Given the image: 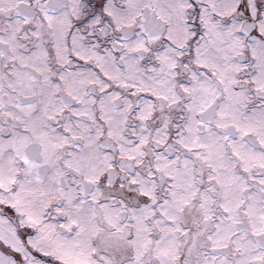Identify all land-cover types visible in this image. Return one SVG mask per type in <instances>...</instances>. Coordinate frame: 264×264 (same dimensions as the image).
<instances>
[{
  "label": "snow or ice",
  "instance_id": "1",
  "mask_svg": "<svg viewBox=\"0 0 264 264\" xmlns=\"http://www.w3.org/2000/svg\"><path fill=\"white\" fill-rule=\"evenodd\" d=\"M0 264H264V0H0Z\"/></svg>",
  "mask_w": 264,
  "mask_h": 264
}]
</instances>
